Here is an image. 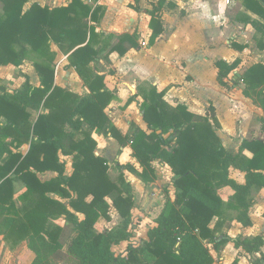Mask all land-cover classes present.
Segmentation results:
<instances>
[{
    "label": "trees",
    "instance_id": "obj_1",
    "mask_svg": "<svg viewBox=\"0 0 264 264\" xmlns=\"http://www.w3.org/2000/svg\"><path fill=\"white\" fill-rule=\"evenodd\" d=\"M99 1L71 0L55 8L33 3L25 9L29 0H0V69L31 61L40 81L34 86L25 75L22 87L9 92L0 78V207L12 215L6 221L8 229L28 241L34 264H52L51 257L63 249L61 229L49 224L61 217L76 233L66 251V264H215L211 249L219 253L229 243L250 255L251 264H264L261 236L233 240L223 232L228 222L253 225L254 196L264 190V141L244 140L238 152L231 153L217 134L220 123L212 105L198 115L185 105H169L165 92L153 86L139 88L138 95L127 101L128 105L138 96L143 98L140 110L147 131L131 123L124 135L105 112L118 99L105 83L115 71L102 74L93 64L103 60L111 66L113 53L123 57L139 50V35L97 32L105 14ZM240 1L260 18L245 17V22L255 30L258 49L264 50V0ZM156 7L150 13V46L165 31L162 8ZM59 54L67 57L68 67L75 69L88 95L56 85ZM239 65L240 60L216 63L221 86L229 87L227 79ZM239 83L244 85L246 98L256 96L264 113V64L252 66L232 87ZM93 134L130 146L142 172L123 166L113 180L108 161L96 155L98 143ZM24 145H29L26 154L20 152ZM60 155L72 157L71 176L66 175V162ZM156 161L173 174L174 199L166 195L146 241L139 246L129 244L125 256H116L113 246L134 237L133 188L123 170L149 184L156 179ZM233 171L244 174L243 184L232 177ZM47 172L57 176L41 180L39 175ZM17 182L26 189L19 197L25 203L20 210L13 199ZM225 189L233 191L227 201L221 193ZM112 209L121 222L110 230H99L100 220L111 222ZM77 214L84 218L80 220Z\"/></svg>",
    "mask_w": 264,
    "mask_h": 264
},
{
    "label": "rangeland",
    "instance_id": "obj_2",
    "mask_svg": "<svg viewBox=\"0 0 264 264\" xmlns=\"http://www.w3.org/2000/svg\"><path fill=\"white\" fill-rule=\"evenodd\" d=\"M164 2H167V0H144V6L146 7L141 8L139 6V0H107V15L109 17L106 28L108 34L121 36L124 34H130L125 32L132 31V34L139 35L138 43L140 45V49L134 51L130 55L116 57L115 62L112 63L113 66L111 65L112 67L107 65L105 61L100 64L101 68H103V71H108L109 69L115 71V75H109V77L107 76V81L105 79L106 84L110 89H114L118 93L121 89H123L125 83L131 85L132 87H137L149 80H154L155 77L159 78V76L165 75L168 79H166L167 84L170 82L172 84H176L174 87L176 91L171 96V100L169 102L175 106L176 104H189V102H191L194 108L192 111L202 113L207 108L209 99L207 97L202 98L199 96L198 91L200 90L199 88H201V83L198 80L196 82L195 79L196 76L202 77V75L205 74L203 73L204 65L202 64V66H200L199 62L194 59V57L205 61L209 54V45H206V40H204L207 36L200 33L191 34L188 32L186 35H183L185 28H187V31H189L190 26L189 20L186 19V11L188 8L183 5L185 0H170V2H177L178 9L176 8V10L173 12H171L169 9H165L163 21L168 31L164 35L163 40L160 41L155 47L150 46L149 42L152 35V30L149 27V18L151 17L150 13L158 8L156 7L158 4L160 5L159 10L161 8L163 9ZM90 3L94 2L91 1ZM59 4L61 3H58V5ZM53 6L55 5L53 4L51 7ZM137 7L141 8L142 10L141 12L137 13L139 16L133 12V10H137ZM102 19L97 24L98 27H103L102 24H104V22L102 23ZM175 31H181V34H172ZM175 39L177 40L173 42ZM234 40L235 38L233 41ZM229 43L227 44L225 41L223 46L227 47L230 45ZM201 55L202 57H200ZM63 61L65 60L60 61L59 58L57 60L58 64L56 66L55 81L57 83L58 81L62 82L61 84H63V86L61 85V87L80 95V92H85L87 88L74 68H69L68 66L67 68H63ZM7 67H2L7 70H1L2 68L0 69V78L8 85L9 92H13L14 90L20 89L22 87L25 81V75L29 76L33 85H36L37 81L40 83L34 65L31 61L25 62L21 67L18 68L13 66ZM69 69H73V71L71 72ZM207 72L209 75H206L207 79H209L208 82L216 87V76H214L211 63H207ZM232 76L233 75H230L227 79L229 87L233 82ZM57 83L56 85H58ZM208 89L211 93L216 94V91L211 87ZM125 95H127L128 101V93H125ZM194 97L197 100L194 101ZM240 99L241 97L238 95V98L234 97L230 99V103H222V106L219 108V114L222 118L224 128H222L220 125L218 135L224 140L226 149L231 153L236 152L243 135L247 136L248 138L259 137L258 121L260 120L257 118L254 110L252 111V109H254V105L248 101H246L247 103H243ZM118 100L119 99L116 101ZM121 104H123L122 101L114 103L109 106V109L107 110L108 114L112 118H114L118 112L122 111V113H120L117 117L118 124L121 126L120 128L122 130H126V125L129 120H136L137 123L144 128V124H140L143 123L140 116L141 111L136 107V105L130 103L128 105L126 104L125 106H122ZM131 105L133 107H131ZM252 129L254 130V134L253 136H250L249 134ZM109 137L111 138V136ZM111 140L113 142L110 141L107 144V149L110 147L108 149L109 155L111 158H113V161H115V156H117V153L115 151L116 147L115 145H112V143L115 144L114 142L116 139L111 138ZM124 165L125 164L115 165V163H111L109 175L113 180L119 175ZM127 175L129 179H131L130 181L133 186V196L136 206L135 210L133 211L132 218V231L134 233V237L130 240V243H127L122 248L125 250L124 255L126 254L129 244H132L133 246H139L143 242L142 237H145L147 231L155 224V219L162 211L166 200V195L169 194V196L174 199L172 173L169 168L162 167L158 164L156 179L154 182L149 184L144 183L135 174L134 176L132 175V177L129 173ZM232 176L238 179L239 174H236L233 171ZM221 193L223 199L227 201L229 196L232 194V191L225 189ZM112 217L113 223L110 226H114V224L116 226L119 224V222H121V219L118 218L117 213L114 210L112 212ZM231 223L230 225L228 224V226H232ZM228 226L226 225L224 232L230 236L229 231L232 227ZM97 228L99 230L104 229L103 226L100 225H98ZM73 234V226L68 222H63L62 235H60V237L64 247L70 242ZM223 248H227L233 252L232 244H227ZM212 251L213 250L211 249V255L214 259H216ZM65 257V253L60 251L54 256L53 262H62Z\"/></svg>",
    "mask_w": 264,
    "mask_h": 264
},
{
    "label": "crops",
    "instance_id": "obj_3",
    "mask_svg": "<svg viewBox=\"0 0 264 264\" xmlns=\"http://www.w3.org/2000/svg\"><path fill=\"white\" fill-rule=\"evenodd\" d=\"M139 1H140L139 6L141 8L146 7V6H144L145 5L144 0H139ZM70 2H71V0H60V1L59 0H29V2L25 6V9H28L33 3H37L42 7L48 6L50 8H55V7L67 6ZM58 3H61V4L58 5ZM53 4L55 6L51 7ZM89 4L93 5L94 3H89ZM169 4L174 5V7L173 8L170 7L171 5H169ZM94 5H96V4H94ZM97 5H101L105 9V14H104L105 16L102 17L103 18L102 23L104 22V24H102L103 27H98V25H97V32H103L105 34H108L107 28H106L108 17H109L107 15V0H100L97 3ZM183 5H185V7L188 8V10L186 11V19H188L189 23H190L189 31H187V28H185V30L183 31V35H186L188 32L191 34H195V33L199 34L200 33L202 35L207 36L204 40H206V45H209V47H208L209 54L206 57L205 61H203L199 58H196L194 56L193 57H194V59H196L199 62L200 66H202V64L204 65L203 73H205V74L202 75V77L195 75L196 79L194 78L196 80V82L198 80L201 83L200 84L201 88H199L200 90L198 91L199 96L202 98L207 97L209 99V101H208L207 108L202 113L192 111V109H194V108H193V104H191V102H189V104H184V103H182V104L187 106L190 111H192L198 115H204L206 113L207 109H209V107L212 105L216 110V116L219 120L220 125L222 126V128H224L222 118L219 114V108L222 106V103H225V104L230 103L231 102L230 99H232L234 97L238 98V95H239L241 97L240 100L243 103H247L246 101H248L254 105V109H252V108L251 109H252V111L254 110V112L257 115V118L260 120V121H258L259 137L248 138L247 136L243 135L235 153L238 152L239 147L241 146V144L243 143L244 140H246V141L259 140V141L263 142L264 141V129H263L264 113H263V110L261 109V107L257 103L256 96H254V99L246 98L243 95L244 85L242 83H239L238 87H232L233 84H231L230 87H228V88L221 86L217 80L218 69L216 67V63L218 61H225L229 64H232L236 60H240V65L238 66V68L235 71H233V73L230 74V75H233L232 81L236 82L239 79V77L242 76L252 66H255V65L260 64V63L264 64V50H259L257 47V42L254 40L255 30L250 24L245 22V17H250L254 20H260V18L257 15H255L254 13L250 12L248 9H246V7L243 6V2L240 0H185V3H183ZM137 8L139 10H136V11L133 10V12L136 14L142 11L141 8H139V7H137ZM176 8H177V2H170V0H167V2L164 4V8L162 9V12H161V19H162V23H163L165 31L161 35V37L157 40L156 44L153 47H155L160 41L163 40L164 35L168 31L166 29V26H165L164 21H163L165 9H169V10H171V12H173L176 10ZM137 15L139 16V14H137ZM150 20H151V17L149 18V24H150ZM125 33L132 34L133 32L130 31V32H125ZM174 33H175V35H178V34H181V31H175L172 34H174ZM234 38H235V40L233 41ZM226 39H229L230 43H229V40H226ZM176 40L177 39L173 40V42H175ZM225 41L227 44L229 43L230 45H228L227 47H224L223 44L225 43ZM236 45L245 46V48H244V50H239L237 47H235ZM203 48H205V47H203ZM134 51H136V50H131L127 55H130ZM116 57H121V56L118 53H113L111 55L110 59H111L112 63L115 62ZM200 57H202V55ZM58 58L60 59V61L65 60L62 62V63H64L63 68L64 67L67 68L69 63H68L66 57L64 55L59 54ZM103 62L104 61L101 60V61H99V63L93 64V66L97 67V69H99V71L102 72V74H105L106 71H103V68H101V66H100V64ZM207 63H211V65L213 67L214 76H216V83H217L216 87L213 86V84H210L208 82L209 79H207V76H206V75H208ZM4 69L5 68H2L1 70H4ZM5 70H7V69H5ZM69 70H71V69H69ZM72 71H73V69L71 70V72ZM108 77H109V75H108ZM166 79H167V77L165 75L159 76V78L155 77L154 80H149V81H147V82H145L142 85L137 86V87H132L131 85L125 83L123 89H121L117 93L119 100L113 101L111 103V105L114 103H118V102L122 101L123 104H121V105L125 106L127 104V95H125V93H128V97H129L128 99H130V98L136 97L138 95L139 88L142 87V88L149 89L151 86H153V87L157 88L158 92H162V91L165 92L164 100L169 105L175 106V105H172L169 101L171 100L170 98L173 95V93L176 91V89L174 88L176 86V84H172L171 82L169 84H167L168 79L167 80ZM106 81H107V77H106ZM106 81H105V83H106ZM61 83L62 82L58 81L57 84L60 86L61 85L63 86V84H61ZM39 84L40 83L37 81V84L34 86H39ZM106 86L108 87L107 84H106ZM209 87L214 89L216 91V94H218V95L211 93L208 89ZM110 90H114V89H110ZM126 90H128V91H126ZM80 93L83 94L82 96H85V95L89 94V91H88V89H86L85 92L82 91ZM193 99H194V101L197 100L195 97ZM142 103H143V98L141 96H138L136 98L135 102H133V104H135L139 110H140V105ZM176 106H177V104H176ZM131 107H133V106L131 105ZM130 108H128V109H130ZM249 108H250V106H249ZM108 109H106V111H105L106 114H108V112H107ZM128 109H127V111H128ZM120 113H122V111H120V112H118V114H116V116H115L116 118L115 117L112 118L109 114L108 115L111 119L112 124L117 129H119L124 135L129 132L131 123H135L140 129L147 131L146 124L143 121L142 112H141L140 116H141V121L143 123H140V124H142V125L144 124V128L141 127L137 123L136 120H134V121L129 120L127 122V125H126V130H122L120 128L121 126H119V124H118L117 117L119 116ZM253 131L254 130L252 129L250 134H249L250 136H253V134H254ZM218 132H219V130L217 131V134H218ZM93 138L98 143L96 155L105 158L108 161L109 166L111 165L112 162L115 163V165H117V164H119V165L125 164L124 166L131 165L138 172H142V169H141L139 163L133 158V152H132L130 146L123 147L119 144V142L117 140L114 142L115 144L112 143V145H115V147H116L115 151L117 153V156H115L116 160L113 161V158H111V156L109 155V151H108V149L110 147L107 149V144L110 141H112L111 140L112 137L110 138V137H106V136H102V135H98V134H93ZM222 141H223V145H224V140L222 139ZM28 151H29V145H24L20 149V152H22L23 154H26ZM244 154L248 157H251V155L247 151H245ZM60 156H61V161L66 162V175L71 176L73 173L72 157H63L62 155H60ZM126 163H128V164H126ZM158 164L161 165L162 167L169 168L166 165L160 164L159 161H156V162H154V166H155L156 171H157V165ZM109 172H110V170H109ZM234 172L236 174H239V177H238V179L234 178L233 176L232 177L238 183L243 184L245 181L244 180V174L240 173L239 171H234ZM123 173H124L125 179L131 183V181H130L131 179H129L127 174L129 173L131 177H132V175L134 176V174L131 173L130 171L126 170V169L123 170ZM56 176H57L56 173L47 172L45 174L39 175V178L43 181H49V180L55 178ZM172 177H173V174H172ZM131 185H132V183H131ZM132 188H133V186H132ZM25 191H26V189L23 187V184L21 182L15 183V195H14L13 199H14V201L17 202L16 210H20L21 208H24V206H25V203L19 199V197ZM232 194H233V191H232ZM51 197L56 199V200H61L57 196H54V195H51ZM254 199H255L254 206L252 207L251 214H250V218L253 222V225L251 227H244L236 221H234L232 223L228 222L226 224L227 226H228V224L230 225V223L232 225V226H228V227H232L229 231L230 236L228 235V237H230L231 239L236 240L237 238H240V237H242V238H253L256 236H261L264 239V190H261L259 193L255 194ZM134 201H135V199H134ZM135 206H136V204H135ZM113 210L117 213L118 218H120L118 212L115 209L111 210V217H112ZM11 216L12 215L9 214V211L4 212V209L2 207H0V264H34L35 254L29 249L28 241L23 239L21 235L15 234L13 230L8 229V227H7L6 221L8 218H11ZM77 216L80 220H82L84 218V216L81 214H77ZM63 222H67V221L64 217H61L60 219H57V220H50L49 224L53 225L55 227H59L61 229V235H62ZM112 223H113V217H112L111 222H107L105 220L99 221L100 226H103V228H106L109 230L117 226V225L115 226V224H114V226H110ZM9 231H11V234L9 233ZM75 235H76V233L73 234L71 240L75 237ZM147 239L148 238H147V233H146L145 237L144 236L142 237V240L146 241ZM71 240H70V242H71ZM60 242H61V237H60ZM70 242L65 247L63 246V249L60 250V251H63L65 253V255H66L65 259L62 262L54 263L53 262V260H54L53 258L55 256L54 255L51 257V263L52 264H66L65 263V260L67 259L66 251H67V248H68ZM127 243H130V242H122L119 245L113 246L112 251L114 252V254L116 256H118V255L125 256L124 255L125 250H123L122 248ZM229 244H232V243H229ZM232 246H233V244H232ZM119 249H121V250H119ZM232 249H233V252L231 250H228L227 248L226 249L223 248V249H221V251L219 253L213 250L212 253H213L214 257L216 258L215 259L216 264H233V262L236 259H238V261H239L238 264H251V259H250L251 256L250 255H246L240 249L237 250L236 248H234V246ZM262 249H263L262 252L264 253V247ZM59 252H57L56 254H58Z\"/></svg>",
    "mask_w": 264,
    "mask_h": 264
}]
</instances>
